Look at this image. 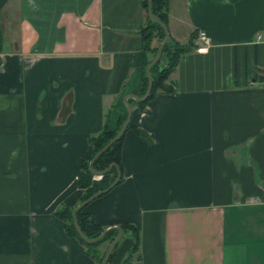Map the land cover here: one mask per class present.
Returning a JSON list of instances; mask_svg holds the SVG:
<instances>
[{
	"label": "crops",
	"instance_id": "0c3cea01",
	"mask_svg": "<svg viewBox=\"0 0 264 264\" xmlns=\"http://www.w3.org/2000/svg\"><path fill=\"white\" fill-rule=\"evenodd\" d=\"M165 13L188 49L170 90L132 105L146 135L125 130L122 179L83 211L138 230L130 259L127 233L109 264H264V0H167ZM144 22L142 0H0V264H93L54 210L77 203L105 112L112 129L137 95Z\"/></svg>",
	"mask_w": 264,
	"mask_h": 264
},
{
	"label": "trees",
	"instance_id": "16d2710c",
	"mask_svg": "<svg viewBox=\"0 0 264 264\" xmlns=\"http://www.w3.org/2000/svg\"><path fill=\"white\" fill-rule=\"evenodd\" d=\"M166 2L167 0H150L151 12L157 17H159L161 21H163L164 23L166 22V13H165ZM142 6L145 10V22L139 28L138 34H139L140 42H141V50L143 52V75L141 77V84L137 92V95H142L145 90L146 76L144 73V68L146 64L150 61V59L153 57L156 51L157 45L163 36V31L161 27L159 26V24L151 20L146 13V0H142ZM153 38H155L156 40L155 45L151 44ZM188 43H190V41ZM188 43L179 44L176 41L172 40L170 37H168L167 41L164 43L162 47L161 56H160V57H163L164 64L162 66L159 65V61H160V58H159L150 67L151 87H150V92L148 96L146 97V99L142 101H135L129 98V102L131 103V105H135L139 108H142L143 105L146 103V101L152 98L153 95L157 93L158 91H169L170 90V88L165 84V80L167 76L169 75V73L175 67L177 60L179 58V55L188 49ZM107 117H108V112H105L101 127L95 133L90 135L91 151L89 155L85 159H82L80 161V166L84 171V175L83 177L79 178L76 181L77 187L81 190L77 198V203H75L72 206H60L54 210V214L60 219H62L64 222L63 226H64L65 233L67 235H73L79 240V242L83 246L84 252L92 259L93 264H99L102 256L105 253L108 243L112 240V238L114 237L117 231L115 229H108L103 233V235L99 239L92 241V242H87L83 240L76 233L72 225L71 210L77 204H79L84 199H86L88 196H90L93 192H95L90 187L91 177L93 174L90 173V171L87 168L88 161L93 156V154L100 148V146H102V144H104L109 138H111L112 136L116 134V132L118 131L125 117V107L123 106V109L117 118L114 128L110 129L108 127ZM129 128L133 129L135 132L141 135H146L143 131L135 128L128 121L124 131L119 135V137H117L114 141H112L110 145L106 147L93 160L91 164L92 168L95 170H101L105 168L109 163L116 164L119 170V177L116 183L122 179L120 148H121V142H122V138L125 133V130ZM106 173H112V176L114 178L115 176L114 167H111L110 170H108ZM83 207L84 205L75 211V218L77 221V225L85 237L90 238V237L97 236L106 226H102L98 224L97 222H95L93 216L90 213L83 211ZM117 225L121 227V230H122L121 236L128 233L130 238L132 239V244L129 249V252L123 258L124 261H127L130 259L131 254L136 249L137 240H138V230L133 224L129 222H120ZM119 239L116 241V243L112 247L110 254L104 264H109V261L115 251V248H116V245Z\"/></svg>",
	"mask_w": 264,
	"mask_h": 264
},
{
	"label": "water",
	"instance_id": "95a60500",
	"mask_svg": "<svg viewBox=\"0 0 264 264\" xmlns=\"http://www.w3.org/2000/svg\"><path fill=\"white\" fill-rule=\"evenodd\" d=\"M146 13L148 15V17L155 21L156 23L159 24V26L161 27L162 31H163V36L161 38V40L159 41L156 51L153 55V57L150 59V61L146 64L145 68H144V73L146 76V85H145V90L143 92L142 95H136V94H126L123 96L122 100H123V105L125 107V117L118 129V131L116 132V134L114 136H112L111 138H109L104 144H102V146H100V148L93 154V156L90 158V160L88 161L87 164V168L90 171V173H92L93 175H97V174H103L106 173L108 170H110L111 167H114L115 169V176L114 179L104 188H101L99 190H96L95 192H93L90 196H88L86 199H84L82 202H80L79 204H77L74 208H72L71 210V219H72V225L76 231V233L85 241L87 242H92L95 241L97 239H99L103 233L108 230V229H115L117 232L114 235V237L112 238V240L108 243L107 248L105 250L104 255L102 256L99 264H104L110 254V251L112 249V247L114 246V244L116 243V241L120 238L121 234H122V230L121 227H119L116 224H111L109 226H106L97 236L94 237H90L87 238L83 235V233L81 232V230L79 229L78 225H77V221L75 218V211L80 208L81 206H83L85 203H87L89 200H91L92 198L96 197L97 195L103 193L104 191H106L109 187H111L113 184L116 183L118 177H119V170L117 168V165L114 163H109L105 168L101 169V170H95L92 168L91 164L93 162V160L106 148L110 145V143L112 141H114L117 137H119V135L124 131L127 122L129 121V117L131 114V103L129 102V98L135 100V101H142L144 99H146V97L148 96L149 92H150V87H151V74H150V67L160 58L161 56V50L162 47L164 45V43L167 41L169 34L166 28V25L163 21H161V19L159 17H157L156 15H154L151 12V7H150V0H146Z\"/></svg>",
	"mask_w": 264,
	"mask_h": 264
},
{
	"label": "built area",
	"instance_id": "2783aa9c",
	"mask_svg": "<svg viewBox=\"0 0 264 264\" xmlns=\"http://www.w3.org/2000/svg\"><path fill=\"white\" fill-rule=\"evenodd\" d=\"M197 37H198L200 43L196 46L195 49H196L197 51H204V50L206 49L207 44H208L209 38H208V36L205 34V32L202 31V30H199V31L197 32Z\"/></svg>",
	"mask_w": 264,
	"mask_h": 264
},
{
	"label": "rangeland",
	"instance_id": "374dc122",
	"mask_svg": "<svg viewBox=\"0 0 264 264\" xmlns=\"http://www.w3.org/2000/svg\"><path fill=\"white\" fill-rule=\"evenodd\" d=\"M161 59L164 60L163 57H160V60H161ZM162 60L159 61V64H161L160 66H162V65L164 64V61H163V63H162Z\"/></svg>",
	"mask_w": 264,
	"mask_h": 264
}]
</instances>
